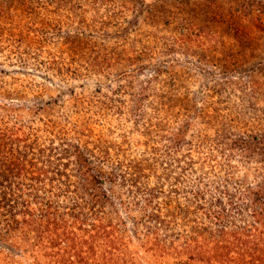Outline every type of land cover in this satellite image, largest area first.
Listing matches in <instances>:
<instances>
[{"label": "rangeland", "instance_id": "rangeland-1", "mask_svg": "<svg viewBox=\"0 0 264 264\" xmlns=\"http://www.w3.org/2000/svg\"><path fill=\"white\" fill-rule=\"evenodd\" d=\"M11 130L68 196L101 187L119 238L73 264H264V0H0Z\"/></svg>", "mask_w": 264, "mask_h": 264}, {"label": "trees", "instance_id": "trees-1", "mask_svg": "<svg viewBox=\"0 0 264 264\" xmlns=\"http://www.w3.org/2000/svg\"><path fill=\"white\" fill-rule=\"evenodd\" d=\"M194 43L198 45L197 42ZM87 65L91 67L89 61ZM141 84L139 94L147 91L149 93L151 88ZM120 89L121 86L118 90ZM121 95L126 96L127 91ZM121 95L111 97L110 100L102 102V105L117 106L126 100ZM140 109L137 105L134 106L135 112ZM16 133L14 130L6 132L8 138L0 134V138L11 143L7 149L1 147L0 143V161L12 166L14 176L13 183L8 185L0 179V264H44L45 261L46 264H73L70 257H103L110 254V249L99 253V250L93 247L96 237L116 241L112 240L117 237L112 234V226L116 225V220L106 218L99 199L95 198L94 189L101 187L90 186L88 178L91 175L88 169L85 166L79 169L82 179L75 186L76 195L68 196L69 188L59 189L57 182L55 183L56 176L65 173H58L57 167L51 169L46 161L29 156L26 151L31 152L32 147L28 144L27 134L22 132L18 137ZM14 142L20 145V149L17 148L18 153L15 154ZM47 185L53 188L49 191L50 195L37 192ZM83 195L89 198L83 199ZM61 198L64 199L62 204ZM6 199L8 201H5ZM25 254H29L32 263L30 260H23ZM40 257L45 260L36 262Z\"/></svg>", "mask_w": 264, "mask_h": 264}]
</instances>
